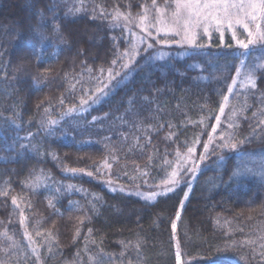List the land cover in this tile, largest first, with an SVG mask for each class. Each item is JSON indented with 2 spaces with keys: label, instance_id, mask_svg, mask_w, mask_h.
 Listing matches in <instances>:
<instances>
[{
  "label": "trees",
  "instance_id": "16d2710c",
  "mask_svg": "<svg viewBox=\"0 0 264 264\" xmlns=\"http://www.w3.org/2000/svg\"><path fill=\"white\" fill-rule=\"evenodd\" d=\"M165 4L0 0V264H176L175 241L183 264H264V46L245 53L240 31H213L184 54L141 50L118 87L80 107L122 70L131 40L116 13ZM241 60L257 87L235 88L216 135L249 142L217 136L194 176L146 199L193 167L189 147L200 158Z\"/></svg>",
  "mask_w": 264,
  "mask_h": 264
},
{
  "label": "snow or ice",
  "instance_id": "6c2138e0",
  "mask_svg": "<svg viewBox=\"0 0 264 264\" xmlns=\"http://www.w3.org/2000/svg\"><path fill=\"white\" fill-rule=\"evenodd\" d=\"M153 7H155V0H153ZM165 8H168L169 11L165 12L163 9L156 8L158 13L156 18V24L154 25L157 33L163 32L164 35H172L180 37L179 40L174 42L178 45H188L189 47H204V45L198 44L199 32L202 29L205 35L210 36V30H214L221 34L223 38L224 31H230L233 35V38L236 39L237 29H242L244 33L247 34L246 40L236 39V45L239 48L250 50L252 46L262 45L264 46V0H166ZM75 12L78 14L80 12L79 8L75 9ZM120 13L117 12L114 19H118ZM125 19H128L125 17ZM148 13L145 11V15L140 16V23L144 25V30L148 32V35L151 36V31H148V28L152 25L147 23ZM55 30L59 31V25L55 26ZM143 43V40H141ZM164 43H168L165 41ZM149 48L152 47L151 44L148 45ZM139 55L137 45L135 42L131 44L129 50H126L121 54L120 59L125 60L126 62L121 64V71L117 72L113 68L108 70L107 83L101 82L102 86L97 87L95 92L87 99L80 101V107L85 105H91L94 103H99L102 98L106 97L109 94L110 90H114L118 87L122 81H124L129 73L135 69L137 63V56ZM244 55V53H241ZM119 61L113 60L112 64L115 66ZM245 64V61L241 60L240 67L236 70V76L233 77L232 85H229L228 91L231 93L233 91V85L237 83V79L241 74L242 68ZM264 67V66H262ZM254 68H250L247 73L244 75V81L247 85H250L252 89L257 87V78L254 76ZM103 73V70H101ZM229 99L228 96L224 97L225 102ZM225 105H220L221 113L224 112ZM69 111H76V108H72ZM238 111L234 109L229 115L228 119L231 121L228 124V128L234 129L238 125L236 124V118ZM255 115V114H254ZM221 120V116H216L217 124L212 126L213 133L217 129V125ZM49 123L54 124L55 121H49ZM264 125V120H261L258 127ZM220 139L224 140L222 145H219L222 148H229L231 150H239V145L249 142L250 138H245L240 140L238 143L231 142L233 140L232 134H229L225 137L223 134ZM198 142V141H197ZM213 142L212 133L209 134V140L204 143V152L200 154V161L193 160V167L184 171L181 165H177V168L174 169L171 173V176L168 181L165 182V187L162 192H152L146 199L152 200L157 196L165 195L168 192L174 191L176 186L180 185L183 182V177L187 174L195 175L196 171L200 166V162L204 161L207 157V152L209 145ZM196 149L194 147H189L187 150V156L182 159L186 163L189 158L192 157ZM179 156L180 154L177 153ZM222 160L223 157H220ZM262 168H264V162H262ZM75 172L76 170H71ZM91 175V173H88ZM171 185V186H168ZM188 193H185L187 196ZM13 204H15V197L13 198ZM183 203V201L181 202ZM177 218L181 216V212L177 211ZM24 223L23 214H21V224ZM173 232L176 230V221L172 223ZM25 237H28L27 231L24 233ZM139 245H137L138 247ZM35 249H33V252ZM182 252L180 249L179 243L176 245L175 252V262L176 264H181ZM103 254H101L100 259L96 264H102Z\"/></svg>",
  "mask_w": 264,
  "mask_h": 264
},
{
  "label": "rangeland",
  "instance_id": "374dc122",
  "mask_svg": "<svg viewBox=\"0 0 264 264\" xmlns=\"http://www.w3.org/2000/svg\"><path fill=\"white\" fill-rule=\"evenodd\" d=\"M163 10L165 12L169 11V9H163ZM147 13H148V21H147V23L149 25H152L151 27L148 28V31H151V33H152L151 36H149L148 32L144 30V25H142L140 23V16L145 15V12L143 14L139 15L138 17L119 16V18L116 19L117 23H119L120 26H124L125 27L126 32H127V36L130 37L131 44L133 42H135V44L137 45V48H138V52L143 50L142 54H150L151 56H161V55L164 56L165 52H162V50L159 47L160 46H162V47L168 46V47H172V48H179L180 50L176 51V55H180V54L187 53L191 48H193V47H189L188 45H178V44H176L174 41L175 40H179L180 37L172 36V35H167L166 36V35L163 34V32L157 33L156 28H155L154 25L156 24V18H157L158 13L156 12V10L153 11V12H147ZM125 17H127L128 19H125ZM213 31L214 30H210V34ZM237 31H240V33H241V35H240L241 40H246L247 39V34L244 33L242 29L238 28ZM199 33L204 34L202 29L200 30ZM161 37H175L176 39L174 41L169 40V41H167L168 43H164L165 42L164 40L163 41L160 40ZM141 40H143V43H141ZM149 44L152 45L151 48L148 47ZM255 46H259V44L255 45ZM255 46H252L251 49L254 48ZM247 51L248 50H245V53H247ZM118 70H120V69H118ZM247 71L248 70H245L244 67L242 68L241 74H240V76L237 79V83L235 85H233V91L231 93H229V91H228L227 96L229 97V99H228L227 102L224 101V103H223L225 105L224 112L221 113V111H220V113H219L221 118H222V116L225 113V109H226V107L228 105V102L230 101L231 95L234 92L235 88L237 86L246 87V83L244 81V75L247 73ZM117 72H119V71H117ZM88 106H91V105H85L84 108L88 109L89 108ZM221 121L222 120H220V122ZM220 122L217 125V129H216L215 133H213V131L211 132L212 135H213V142L209 145V149H208L207 154L209 153L212 145L218 144L217 141H216V137L218 136V138H220L222 134L225 136V133L223 131L221 132V134L216 135L217 133H219L218 131H219ZM215 124H217V121L215 122ZM220 140H222V139H220ZM222 141H224V140H222ZM193 160L199 162L200 158L199 159H194L193 155H192V157L189 158L187 160V162H190V163L192 162L193 163ZM204 161H207V157H206V159ZM204 161L200 162V166L199 167L202 166ZM168 186H171V185H168ZM163 189H164V187L160 188L157 192H162ZM152 200H154V199H152ZM177 220H178V218L176 217V221ZM174 237H175V240H176V235L175 234H174ZM175 245H177V241H175ZM181 264H183L182 261H181Z\"/></svg>",
  "mask_w": 264,
  "mask_h": 264
}]
</instances>
